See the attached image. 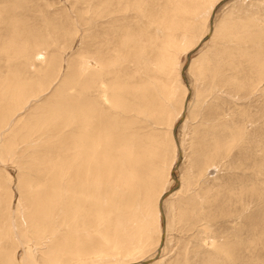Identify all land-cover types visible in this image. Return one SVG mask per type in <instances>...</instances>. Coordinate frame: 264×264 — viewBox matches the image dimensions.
Masks as SVG:
<instances>
[{
	"label": "rangeland",
	"instance_id": "1",
	"mask_svg": "<svg viewBox=\"0 0 264 264\" xmlns=\"http://www.w3.org/2000/svg\"><path fill=\"white\" fill-rule=\"evenodd\" d=\"M182 1L189 4L195 2ZM213 1L203 0L200 4L201 10L197 16H193L188 30L177 35L178 48L172 56L171 71L166 74L159 73L149 59H144L147 68L142 69L134 67L128 60L122 67L120 62L123 58L116 59L105 82L110 100L106 101L102 97H96L95 100L98 108V112L94 114L96 129L109 130L112 133L109 140H115L114 144L105 147L109 156L117 157L118 148L122 150L123 156H126L128 151L136 154L134 168L136 173L139 172L140 178L135 172L129 175L133 185L142 182L148 188L149 175L155 164L154 158H149V155L157 146L164 150V167L167 165L171 168L167 178L164 177L161 182L157 180L156 184L149 188L153 195L162 185L165 190L162 199H165L163 212L168 221V229L164 247L156 251L153 245L148 249L137 250L136 253L131 252L135 257V263L132 264H186V258L189 263L196 264L211 251V246L206 244L208 239L218 242L219 238L221 240L224 237H232L233 234L238 237L240 248L252 245L250 248H253L256 254L257 251L264 252V225L260 224L264 202L261 199L252 200L248 206H243L246 208L242 210L239 218L231 217V214L220 215L222 207L229 212L234 207L241 211L240 204L234 201L237 200L235 196L230 201L223 196L226 197L230 187L237 191L240 183L249 180V176L254 177L253 169H247L252 161L259 163L263 160L264 163V78L260 80L261 77L255 75L251 64L244 61L239 64L236 53L241 44L238 45L235 39L226 36V31L251 27L250 29L259 32L257 50L263 51L264 56V0H215L218 5L211 17L209 9ZM165 8L166 0H0V20L6 17L7 11H12L9 13L12 19L17 24L24 25L30 40L28 44L20 45V51H25L26 54L15 59V65L9 66L5 61H0V77L3 79L5 75L18 72L24 81H30L32 84L39 82L46 88L50 85L38 98L30 101L16 118L29 119L35 111L31 117L37 118V115L46 113L41 107L49 102L54 94L74 90L70 71L75 72L81 55L93 50V44L98 43L100 35L118 30L120 24L128 27L131 38L136 37L133 39L136 40V49L142 52V46L153 39L157 31L153 22L156 19L154 14L159 17ZM247 44L251 46L250 43ZM222 48L226 54L230 53L227 60L226 57L216 58L217 52ZM209 68L214 70L209 72ZM209 74H213V77L209 78ZM75 75L77 78L83 76ZM160 78L168 87L176 88V99L174 103L165 102V111L162 117L157 119L144 103L143 91L145 84ZM175 85H179V89ZM181 98L186 99L188 103L185 111L180 107ZM114 100L115 104L112 103ZM169 111L171 113L168 120L173 121L172 131L177 127L180 147H174L171 142L169 148L164 144L172 135L167 121ZM217 133L223 136L227 146L221 155L209 161V148L216 142ZM25 142L20 145L22 151L19 155H7L4 160L0 159V183L4 181L11 190L17 185L16 170L19 164L25 174L33 173L38 176L39 173L34 170L42 168V162L40 165H32V159L41 160L42 153L45 152L46 159L54 157V152H50V140H37L32 144ZM251 147L255 151H250ZM249 152L251 157L248 156ZM122 168H127L125 157H119V163L114 165V172L121 174ZM262 168L264 169V165ZM9 176L12 182H9ZM261 181L264 182L262 175L258 176L257 185L264 195V183H260ZM106 186L108 188L109 184ZM110 187L119 192L121 198L122 195L126 196L124 187H117L113 182H110ZM160 213L163 216L162 210ZM250 219H253L255 224ZM45 244L46 247L51 245L50 241ZM46 247L38 249L35 254L37 258H41V251ZM128 256L121 252L116 256L91 254L90 259H95L96 264H125Z\"/></svg>",
	"mask_w": 264,
	"mask_h": 264
},
{
	"label": "bare ground",
	"instance_id": "2",
	"mask_svg": "<svg viewBox=\"0 0 264 264\" xmlns=\"http://www.w3.org/2000/svg\"><path fill=\"white\" fill-rule=\"evenodd\" d=\"M194 1L189 4L182 0H166V8L160 12L159 17L158 14H154L156 19L153 22L157 31L153 39L145 46L141 45L140 51L143 53L137 51L136 40L133 41L136 37L131 38L126 25L120 24L118 30L112 33L105 32L100 35L101 38L97 37L98 43L93 44V50L82 54L77 61L75 72L70 71L74 90L54 94L49 102L41 107L46 113L37 115V118L31 117L36 111L30 115L29 119L16 118V116L50 85L48 84L46 88L39 82L32 84L30 81H24L18 72L5 75L3 79L0 77V159L4 160L9 155L10 157L19 155L22 151L20 145L26 140L25 143L31 144L37 140H50L52 144L50 152H54L53 158L46 159L44 151L41 160L32 159V165H40L42 162V168L34 170L39 173L38 176H34L33 173L25 174L19 164L17 170L15 169L17 172L16 188L13 187L11 190L4 181L0 183V264H29V262L31 264H70L74 262H77L76 264H96L95 259H90L91 254L116 256L120 252L129 255L126 263L132 264L135 263L133 254L137 250L141 251L155 245L156 251H159L164 247L168 229V221L163 212L165 199L163 201L162 196L165 190L161 184V188L155 195L149 191L157 180L163 181L164 177L167 178L170 166L164 167L166 162L164 150L156 145L155 150L149 155V158H154L155 164L149 175L148 188L142 182L133 185L129 179L131 176L129 178L128 176L135 172L136 154L128 151L126 156H123L122 150L118 148L117 157L109 156L105 147L110 146L111 143L114 144L115 140H109L112 135L109 130L96 129L94 114L98 112V108L95 100L96 97H102L106 101L110 100L108 86L105 82L116 59L123 58L120 62L122 67L128 60L131 65L141 69L142 67L147 68L144 59H149L159 73L166 74L169 70L171 71L172 56L178 48L177 35L184 34L188 30L193 16H197L201 10L200 4L203 0ZM214 1L209 9L211 17L218 5ZM11 12L7 11L6 17L0 20V61H5L9 66L15 65V59L26 54L25 51H20V45L28 44L30 41L24 25L17 24L9 14ZM250 28L240 27L234 31H226V36L235 39L238 45H245V47L241 45L240 48L236 47L238 48L236 59L239 64L242 61L251 64L252 71L255 75H259L261 80L264 78V56L263 51H258L259 48H257L259 32ZM247 43L251 46L249 47ZM231 47L233 48L232 45ZM229 54H226L225 49L222 48L217 52L216 58L217 56L218 59L226 57L227 60ZM118 72L120 74V70ZM75 74H83V76L77 78ZM208 76L213 77V74ZM165 81L168 82V80ZM144 86V103L151 109L152 115L158 119L165 111V102L173 101L174 103L176 88L168 87L161 78L153 79ZM178 86L176 87L179 89L180 86ZM179 102L180 107L185 111L188 107L186 99L181 98ZM112 103L115 104L116 101ZM170 113L169 111L167 114V121H169L171 133L173 121L168 120ZM176 130L175 127L169 137L170 140L168 138L165 140L164 144L168 148L170 142L173 146L180 147ZM217 134L218 138L214 139L216 142L209 148V161L221 155L222 150L227 146L223 136ZM251 149L250 151H255L254 148L251 147ZM262 150L263 148L260 152ZM137 155L139 156L138 153ZM248 156L251 157V153ZM119 157L122 159L125 157L127 164L125 170L122 168L123 173L121 174L116 173L117 169L114 172V165L119 163ZM262 161L259 163L252 161L247 169H253L252 176L254 174V177L249 176V180L240 183L238 188L236 187L237 191L230 187L231 190L229 188L226 192V197L223 196L227 201L235 196L237 200L234 201L240 204L241 211L234 207L229 212L222 207L220 215L231 214V217L239 218L242 210L246 208L243 206H248L252 200L261 199L264 202L262 190L257 185L258 176H264ZM119 168L121 169V166ZM138 173L135 172L140 178ZM7 178L9 182H12L11 176ZM110 182L116 184L117 187H124L127 191L126 196L122 195L121 198L119 192L111 189ZM117 209L120 211H116ZM161 210L165 218L160 213ZM262 215H260V224L264 225V212ZM250 220L254 223L253 219ZM218 237H220L219 233ZM219 239L218 242L209 239L206 241V244L211 246V251L196 264H264L263 250L261 253L257 251L256 254L254 249L250 248L252 245L240 248L239 239L235 234L232 237ZM49 241L51 245L46 247L45 243ZM43 246L46 248L41 251L43 252L41 258H37L35 254L39 251L38 249L42 250ZM188 261L189 259L186 258L185 263L191 264ZM142 263L145 262L138 264Z\"/></svg>",
	"mask_w": 264,
	"mask_h": 264
},
{
	"label": "water",
	"instance_id": "3",
	"mask_svg": "<svg viewBox=\"0 0 264 264\" xmlns=\"http://www.w3.org/2000/svg\"><path fill=\"white\" fill-rule=\"evenodd\" d=\"M177 128V127H176Z\"/></svg>",
	"mask_w": 264,
	"mask_h": 264
}]
</instances>
